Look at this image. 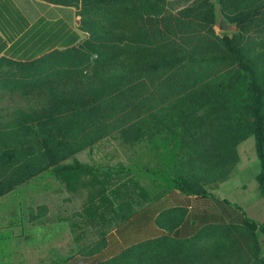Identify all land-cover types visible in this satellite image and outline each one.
<instances>
[{
  "label": "trees",
  "instance_id": "1",
  "mask_svg": "<svg viewBox=\"0 0 264 264\" xmlns=\"http://www.w3.org/2000/svg\"><path fill=\"white\" fill-rule=\"evenodd\" d=\"M44 1L75 8L86 37L27 61L0 56V197L56 181L80 250L65 264H264V223L203 184L206 170L215 184L231 176L253 136L264 194V0ZM217 3L233 30L215 31ZM106 141L126 161L117 146L114 165L80 159ZM207 151L224 165L206 167ZM171 189L213 203L168 208L154 218L165 233L95 257ZM42 213L29 208V221Z\"/></svg>",
  "mask_w": 264,
  "mask_h": 264
},
{
  "label": "crops",
  "instance_id": "2",
  "mask_svg": "<svg viewBox=\"0 0 264 264\" xmlns=\"http://www.w3.org/2000/svg\"><path fill=\"white\" fill-rule=\"evenodd\" d=\"M72 9V7L56 5L44 0H0V56L27 61L53 49L76 45L86 37V34L79 30L78 16L74 15ZM212 148L214 150L215 147L212 146ZM207 149L212 150L211 147ZM199 160L206 162L208 165L206 167L224 165L223 161L214 157L213 151L212 153L207 151L205 155L199 157ZM198 172L202 174L201 171ZM212 173V170H206L204 182L202 181L207 190L215 188L212 191L217 195L236 202L249 217L264 223V194L261 193L256 178L258 172L254 174L250 186L246 181L230 182L234 173L215 184ZM226 187L230 188L224 196L220 195L221 190ZM212 203L211 198L187 195L177 189H171L161 195L158 200L146 203L139 213L123 224L111 229L105 247L95 257L109 258L132 243L165 233L166 231L155 224L154 218L168 208L179 207L190 210ZM61 227V230L59 227L53 228V234L50 232L52 237L42 242L24 238L21 231L19 235H16L18 239L12 245L14 248L12 254L15 258L5 264H65L69 257L79 258L80 250L72 239L68 223L63 221ZM185 227L187 225L179 226L176 234L184 235ZM259 240L263 250L261 255H263L264 234H259ZM27 258L30 260L28 263L25 262Z\"/></svg>",
  "mask_w": 264,
  "mask_h": 264
},
{
  "label": "rangeland",
  "instance_id": "3",
  "mask_svg": "<svg viewBox=\"0 0 264 264\" xmlns=\"http://www.w3.org/2000/svg\"><path fill=\"white\" fill-rule=\"evenodd\" d=\"M72 10L74 15H77L75 8ZM214 29L216 32H219L216 25ZM116 146L117 144L114 141L113 143L107 141L99 143L92 148L81 151L79 157L81 160L89 163L98 162L114 165L117 158L109 155L114 152ZM116 150L121 154L119 159L122 160H125L129 154L121 151L119 147ZM237 152L239 160L230 182L246 181L250 186L254 174L260 170V162L255 152L253 136L242 141L237 146ZM143 182L146 183V180H143ZM228 188L230 187L221 190L220 195L224 196ZM248 189L250 190V188ZM234 192L236 193V191ZM29 208H32L33 213H43L39 218L30 222ZM74 209L75 204L67 199L66 193L61 188L57 187L56 181L51 177H47V175L33 178L13 191L1 196L0 264H5V262L15 258L14 254H12L14 249L12 245L17 241L18 237L16 235H19L21 231L24 238L37 239L39 242L45 241L47 238L52 237L50 232L53 234V228L59 227V230L62 229L61 223L63 221L66 222L64 218L69 216ZM28 261L30 262L28 258L25 259V262L28 263Z\"/></svg>",
  "mask_w": 264,
  "mask_h": 264
},
{
  "label": "water",
  "instance_id": "4",
  "mask_svg": "<svg viewBox=\"0 0 264 264\" xmlns=\"http://www.w3.org/2000/svg\"><path fill=\"white\" fill-rule=\"evenodd\" d=\"M216 28L219 31H231L234 28V25L230 23L222 14L221 6L217 3V24Z\"/></svg>",
  "mask_w": 264,
  "mask_h": 264
}]
</instances>
